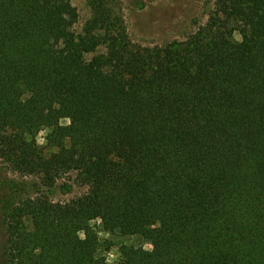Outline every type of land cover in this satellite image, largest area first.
I'll return each mask as SVG.
<instances>
[{
	"label": "trees",
	"instance_id": "trees-1",
	"mask_svg": "<svg viewBox=\"0 0 264 264\" xmlns=\"http://www.w3.org/2000/svg\"><path fill=\"white\" fill-rule=\"evenodd\" d=\"M86 3L79 25L70 0H0V163L86 187L8 206L1 264H106L96 219L150 245L112 264H264V0L152 46Z\"/></svg>",
	"mask_w": 264,
	"mask_h": 264
},
{
	"label": "rangeland",
	"instance_id": "rangeland-1",
	"mask_svg": "<svg viewBox=\"0 0 264 264\" xmlns=\"http://www.w3.org/2000/svg\"><path fill=\"white\" fill-rule=\"evenodd\" d=\"M78 11V24L89 16L90 9L86 0H70ZM214 0H114L116 8L123 16L129 37L133 42L142 45H161L173 39H183L192 33L198 25L203 24ZM239 40L238 33L233 34ZM65 124L67 121H61ZM47 130H41L36 140L44 146V136ZM75 174L64 175L57 182L45 188L34 175H20L10 171L6 165L0 163V264L3 259V242L5 238V224L3 213L12 203L17 202L37 192H45L56 202L68 201L85 192L86 187L74 181ZM98 231L99 246L106 264H112L119 254V246L123 243L150 245L137 236H122L102 229L98 219L91 222Z\"/></svg>",
	"mask_w": 264,
	"mask_h": 264
}]
</instances>
